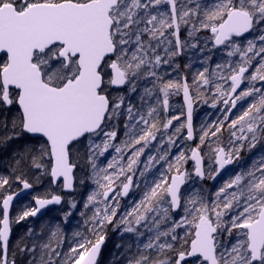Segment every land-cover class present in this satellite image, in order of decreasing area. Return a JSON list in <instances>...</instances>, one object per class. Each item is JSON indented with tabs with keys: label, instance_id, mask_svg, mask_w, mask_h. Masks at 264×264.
Wrapping results in <instances>:
<instances>
[{
	"label": "snow or ice",
	"instance_id": "6c2138e0",
	"mask_svg": "<svg viewBox=\"0 0 264 264\" xmlns=\"http://www.w3.org/2000/svg\"><path fill=\"white\" fill-rule=\"evenodd\" d=\"M187 49L221 50L227 59L197 71L189 84L177 62ZM165 68L180 78L165 79L171 77ZM181 91L186 124L174 125L180 117L168 115L170 96ZM193 92L196 98L211 92V106L223 105L224 116L170 159L180 139H196ZM206 138L220 140L209 144L216 167L207 174ZM261 142L264 0H0V153L8 154L23 189L47 176L70 193L81 161L97 186L80 213L88 235L75 232L80 239L66 251L59 224L29 227L27 239L9 249L13 224L65 197L36 196L35 206L15 218L14 196L0 197V264H18L17 254L23 264H98L110 226L131 234L115 246L124 251L113 254L127 256L135 247L127 264H264V153L229 172L210 195L203 188L182 191L193 177L215 181L246 144L251 151ZM161 161L166 172L141 188L134 177ZM5 185L9 179L0 176ZM134 188L139 199L122 204ZM67 203L77 208L75 200Z\"/></svg>",
	"mask_w": 264,
	"mask_h": 264
},
{
	"label": "trees",
	"instance_id": "16d2710c",
	"mask_svg": "<svg viewBox=\"0 0 264 264\" xmlns=\"http://www.w3.org/2000/svg\"><path fill=\"white\" fill-rule=\"evenodd\" d=\"M192 61L193 63L190 61L189 56L186 51L183 56L177 59V62L181 66L180 76L186 75L188 77L189 84H191L193 75L197 71L202 70L204 67H208L209 70L211 71L216 64V58H214L213 60L211 59L210 61H207V62H205L206 61V58H205V60L202 62L200 60L197 61L196 57L193 56ZM186 64H189L190 67L185 68L184 65ZM162 71L171 73V77L165 75V79H168V78L179 79L180 78L179 76H177V74L174 71H172L171 68H165ZM192 94L194 96V102L196 103L197 100L195 97V93L193 92ZM211 95H212L211 92H203L200 97L205 99L206 97H209ZM178 100L180 101L181 97H178ZM195 108L198 110L197 105H195ZM222 109H223V105H218V112L213 111L212 113H210L211 111H209L208 109L206 111L196 110L195 115H194V131H195V136H196L195 143L190 144L187 140L183 138L180 139L178 141V145L172 149L170 159L175 156V154L177 153L175 151H177V149H180V150L184 149L187 152V150L190 147H194L196 144H198L199 135L202 134V130L205 129L206 127L210 128L216 121L223 118ZM220 111L221 113H219ZM214 112H217V113L215 114ZM178 116L180 117L181 123H185L184 122L185 121L184 110L182 108V105H181ZM175 122L177 123V121ZM182 135L186 136L185 130L183 131ZM221 139L223 140L224 146L227 147L228 133L226 131L222 133ZM219 143H220V140H217V138H206V144L201 149L202 154L204 155L206 174L209 173L210 171L209 166H206L207 160L209 158V152H210L209 144L211 145L212 148H215ZM152 151L155 152V149H152ZM262 153H264V142L258 143L255 148L251 149V151H249L248 147L246 146L245 149L241 151L240 153V160L234 162L233 167L230 170L226 171V173L223 175V178L221 179L220 182H223L229 178L228 176L229 172L239 171L241 167H247L248 165L251 164L254 158H258L259 155ZM110 158L111 157H108V159ZM141 159L144 160L145 157H141ZM100 160L104 161L105 157H101ZM82 163L84 165L83 161ZM156 165H157V168H159V170L160 168H165V167L167 168V163L164 161H161L159 164H156ZM187 165L189 166V164ZM101 166L102 167L106 166V163L102 164ZM139 167L141 170L143 169V165H140ZM189 167H190L189 170L192 171V168H193L192 165H190ZM154 169L155 168H151L145 174V177H140L138 174L136 177H134V179L140 182L141 188H143L145 179H147L150 182L151 180L156 179L160 176V173L158 176L154 173ZM213 169L214 168H212V170ZM86 171L90 174V169L89 170L84 169V173H86ZM0 176L6 177L9 179V185H5L4 188H0V197L13 194L16 191H18L20 183L15 181V173H13L11 167L9 166V156L7 153H0ZM75 177H76L75 192L73 195L67 196L66 199L75 200L77 202V208L71 209L66 200L64 205L60 209L49 211L43 219L34 221L32 220L31 217H28L24 221L20 222L19 224H13L12 225V239L9 244L10 252L11 250H13L14 245L21 237H24L25 239H27L26 230L29 227H33L35 230L39 231L40 226L42 224L47 225L50 230H54L55 226L59 224L60 229H61V234L65 241V244H64L65 251L68 248V244H74L77 240L80 239V237L74 236L75 232H81V233H85V235H88L86 233L85 225L83 223L85 217H82L80 213L87 211L83 208V204L86 200V197L92 191L97 190V186L95 185V183H93L92 179H90L88 175L85 174V185L81 187L80 182H79L80 181V168L76 170ZM26 178L29 180V182H33L34 180V176L31 174L28 175ZM191 184H192V188H190ZM33 187H34V197L43 196L46 192L51 193V194H61L60 189H54L52 187L50 178L47 176L42 177V183L34 184ZM193 188L195 189L203 188L205 194H208V195H210L211 191L215 189L214 187L210 185V183L208 182V179H206L204 182H200L194 177H193V180L189 181L187 188L185 189L184 192L187 194ZM140 195H141L140 190L134 188L129 198L127 200H122L121 202L122 204L128 203L130 205L131 202L138 200ZM131 198H133V200H131ZM24 207L25 209L29 207H33L32 198L27 199L21 204L17 205L12 211L11 218H15L19 213L25 210ZM66 212L72 213L67 218V220L64 219ZM88 215H91V213L88 212ZM131 240H132L131 234H124V236H121L119 230L113 231L110 226L106 234L105 250L102 254L99 264H127V258L131 256V252H134L136 250L135 247H133V249L130 252H128L127 256L117 255L114 258L113 254L114 253L119 254L124 251L123 248L117 249L115 247L117 243L119 242L126 243ZM145 240H146L145 237L141 238L142 242ZM16 259L18 261V264H23V261L25 258L17 254Z\"/></svg>",
	"mask_w": 264,
	"mask_h": 264
},
{
	"label": "water",
	"instance_id": "95a60500",
	"mask_svg": "<svg viewBox=\"0 0 264 264\" xmlns=\"http://www.w3.org/2000/svg\"><path fill=\"white\" fill-rule=\"evenodd\" d=\"M182 104H183V108H184V112H185V124H186V119H187V107L184 103V98H183V93H182ZM235 111L236 109L234 110V114H235ZM234 117V115H233ZM193 118H194V103H193V110H192V126H193ZM194 130V129H193ZM195 140L193 141H189L190 143H193ZM192 164L193 162L190 161ZM233 166V164H230V165H226L225 169L224 170H221V174L220 176L217 177V179L215 181H213L211 179V185L214 187L216 186L219 181L221 180L222 176L224 175V173L231 169ZM216 167V166H215ZM76 172V171H75ZM199 180V178H196ZM200 181H205L204 180H200ZM52 186L54 188H56L58 185L57 184H52ZM186 186V185H185ZM184 186V188H185ZM184 188L182 189V191L184 190ZM75 191V184H74V190H72L70 193L69 192H65L64 190H62L61 188V194L64 195V196H71ZM34 194V187H32L31 189H23V186L20 184L19 186V189L18 191H16L15 193H13L12 195L14 196L12 202L10 203V209H9V214H10V218H11V214H12V211L13 209L21 204L24 200H26L27 198L31 197L32 195ZM63 203L64 201H62V203L60 205H56V204H52V205H48L46 206L44 209H41L40 213L37 214L36 217H31L32 220L34 221H38L42 218H44L46 216V214L50 211V210H54V209H60L62 206H63ZM33 205L35 206L34 204V201H33ZM11 239H12V234H11ZM11 239H10V242H11ZM106 245V241H105V244L102 246V250H101V254H100V257L98 258V264H99V261H100V258H101V255L104 251V247Z\"/></svg>",
	"mask_w": 264,
	"mask_h": 264
},
{
	"label": "rangeland",
	"instance_id": "374dc122",
	"mask_svg": "<svg viewBox=\"0 0 264 264\" xmlns=\"http://www.w3.org/2000/svg\"><path fill=\"white\" fill-rule=\"evenodd\" d=\"M209 55H211V54L210 53L206 54L207 57ZM214 58H216L218 60V62H219V58L218 57H212V59H214ZM180 93L181 92H179L178 94H175V95H171L170 96V110H169V113H168L170 116L171 115H177V116L179 115L180 108H181V102L178 100V97H181ZM196 100L197 101H196L195 105H197V108H198V110L196 109L197 111H202V110H205L206 111L208 109L211 112H213V111H217L218 112V106L216 108H213L211 106V104H212L211 96L206 97L205 99H203L202 97H199V98H196ZM205 101H207V102H205ZM238 106L239 107H238L237 112L235 113V115L236 114H239V111L241 110V105L238 104ZM235 115H234L233 118H235ZM180 123H181L180 120L177 121V123L175 121H173V124L174 125H178ZM246 146H247V144L245 145V147ZM179 150L180 149H177V151H175V152H178ZM106 156H107V154H106ZM210 157H211V153L209 152V158L207 160V165H206V166H209V168H210V171L209 172H211L212 171V168L214 167V163L212 162V160H211ZM80 163H81V167H80V179H84L85 180V173H84L83 163H82V161ZM153 168H155L154 169V173L157 176L159 175V173H160V176H161V173H165L166 172V169H165L166 167L165 168H160V170H159V168H157V165H156ZM160 176L158 178H156V179H159ZM208 182L211 183V179H208ZM222 183L223 182H219L214 188H218ZM80 185H81V187H83L85 185V183L84 184H80ZM190 188H192V184L190 185ZM132 192H133V190H131V193ZM133 198H131V200H133ZM66 200H68V199H66ZM24 209H25V207H24Z\"/></svg>",
	"mask_w": 264,
	"mask_h": 264
},
{
	"label": "flooded vegetation",
	"instance_id": "af4514ba",
	"mask_svg": "<svg viewBox=\"0 0 264 264\" xmlns=\"http://www.w3.org/2000/svg\"><path fill=\"white\" fill-rule=\"evenodd\" d=\"M201 2L202 3H211V2H213V0H201ZM183 35H185V34H182V38H183ZM201 37H204V36H207L208 35V33L207 32H203V33H200L199 34ZM201 47H203V45H201ZM208 47L209 48H211V45L209 44L208 45ZM186 52H187V54H188V56H189V59H190V61L193 63V61H192V57L193 56H195L196 57V59H197V61H204L205 60V58H207L206 57V54H208V53H210V52H208L207 50H204V51H200L199 49H187L186 50ZM211 56L212 57H218L219 58V62H222L223 60H225V59H227V57H226V53L225 52H223V51H221V50H216V49H212V51H211ZM198 57V58H197ZM232 59H238V57H233ZM213 60V59H212ZM218 62V60L216 59V63H219ZM180 95H181V97H182V91H181V93H180ZM180 102H181V104H182V98H181V100H180ZM194 105H195V102H194ZM238 107L239 106H237V109H238ZM182 108H183V106H182ZM237 109H236V111H235V113L237 112ZM195 111H196V108H195ZM212 113V112H211ZM215 114L217 113V112H214ZM219 113H221V111L219 112ZM223 116H224V112H223ZM185 133H186V129H185ZM194 135H195V131H194ZM189 142V141H188ZM190 143V142H189ZM195 143V141L193 142V143H190V144H194ZM234 163V162H233ZM188 164H189V166L190 165H192V167H193V164L189 161L188 162ZM188 165H186V167H188L187 169L189 170L190 169V167H189ZM213 168H215V165H214V167ZM204 169H205V162H204ZM190 171V170H189ZM187 185H188V183L186 184V186H185V188H184V190L183 191H185V189L187 188ZM60 187L59 186H57V189H59ZM130 193H131V191H130ZM63 196V195H62ZM129 196H130V194H129ZM63 197H65V200H64V203H65V201H66V196H63ZM32 198V205H33V201H34V194H33V197H31ZM31 198H29V199H31ZM129 197H127V198H124V200H127ZM34 206V205H33Z\"/></svg>",
	"mask_w": 264,
	"mask_h": 264
}]
</instances>
